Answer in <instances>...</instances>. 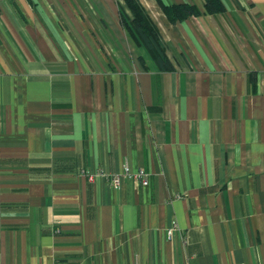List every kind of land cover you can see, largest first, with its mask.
Masks as SVG:
<instances>
[{"label": "crops", "instance_id": "crops-1", "mask_svg": "<svg viewBox=\"0 0 264 264\" xmlns=\"http://www.w3.org/2000/svg\"><path fill=\"white\" fill-rule=\"evenodd\" d=\"M222 1L140 0L160 70L124 0H0V264H264V0Z\"/></svg>", "mask_w": 264, "mask_h": 264}, {"label": "trees", "instance_id": "trees-1", "mask_svg": "<svg viewBox=\"0 0 264 264\" xmlns=\"http://www.w3.org/2000/svg\"><path fill=\"white\" fill-rule=\"evenodd\" d=\"M129 12L121 10V21L124 27L129 28L130 34L136 42L143 45L154 58L160 70L173 69L167 53V45L162 37L159 27L153 21L140 0H124ZM208 12H220L224 10L222 0H205ZM162 10L170 22L185 20L197 15L199 10L187 3L163 5Z\"/></svg>", "mask_w": 264, "mask_h": 264}, {"label": "built area", "instance_id": "built-area-1", "mask_svg": "<svg viewBox=\"0 0 264 264\" xmlns=\"http://www.w3.org/2000/svg\"><path fill=\"white\" fill-rule=\"evenodd\" d=\"M102 175H105L107 178L110 179V181L113 183V185L117 188L120 187L121 183H122V178L123 176L126 177H131L133 178L135 181H137L138 183H140L141 185H148L149 181H150V177H149V173L143 169V168H139L136 171H132L129 167V164H125L124 165V172L123 173H109V174H104L103 172L101 173ZM89 177L92 179L93 178V174H90ZM177 223H175L174 225H172L171 227H169L167 229V237L169 239H171L176 230H177Z\"/></svg>", "mask_w": 264, "mask_h": 264}, {"label": "rangeland", "instance_id": "rangeland-1", "mask_svg": "<svg viewBox=\"0 0 264 264\" xmlns=\"http://www.w3.org/2000/svg\"><path fill=\"white\" fill-rule=\"evenodd\" d=\"M125 10V9H124ZM126 11V10H125ZM127 12V11H126ZM125 28V30H126V32H129L130 33V31H129V28H127V27H124ZM168 55V54H167Z\"/></svg>", "mask_w": 264, "mask_h": 264}]
</instances>
